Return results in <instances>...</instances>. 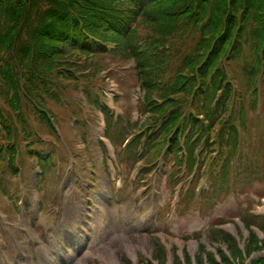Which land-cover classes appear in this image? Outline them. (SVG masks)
I'll use <instances>...</instances> for the list:
<instances>
[{
	"label": "trees",
	"instance_id": "obj_1",
	"mask_svg": "<svg viewBox=\"0 0 264 264\" xmlns=\"http://www.w3.org/2000/svg\"><path fill=\"white\" fill-rule=\"evenodd\" d=\"M81 57L86 58L82 65ZM110 58L135 64L137 78L149 94L153 126L162 123L147 142L152 162L167 149L176 163L173 169L187 162L190 172L199 162L200 177L209 155L211 175L225 159L210 190L201 194L199 203L204 205L236 190L255 189L264 197L259 194L264 192L259 187L264 184V171L257 160L232 177L235 164L247 156L241 149L242 134L246 137L248 132L247 111L258 110L259 86L264 89V0H0L2 175L5 155L10 169L16 170L21 136L30 141L29 148L35 146L32 120L57 138L53 122L60 116L48 107L49 102L61 104L56 92L60 82L77 85L83 78H76V69L92 70L84 79L89 83L108 68ZM233 66L239 67L240 77L231 76ZM173 169L167 174L171 183ZM198 184L196 179L194 186ZM196 198L194 189L185 194L179 214ZM246 202L247 207L242 204L238 211L250 232L244 251L233 235L219 228L226 220L211 228L210 243L230 252L228 257L218 249L222 264H247L264 250V240L252 230L258 226L264 231V219L250 214V195ZM239 235L243 240L241 230ZM158 243L154 260L167 264L168 252ZM172 253L174 264H183L176 248ZM185 258L186 264H192L187 253ZM196 261L220 264L204 246ZM251 264H264V258H254Z\"/></svg>",
	"mask_w": 264,
	"mask_h": 264
},
{
	"label": "rangeland",
	"instance_id": "obj_2",
	"mask_svg": "<svg viewBox=\"0 0 264 264\" xmlns=\"http://www.w3.org/2000/svg\"><path fill=\"white\" fill-rule=\"evenodd\" d=\"M84 58L85 57H81V61ZM128 68L130 69L131 67ZM240 73L239 67L233 66L231 68L232 77H240ZM115 80L121 85L119 90L123 98L118 106L114 103H110L109 105L112 109L118 111L119 114L125 113L129 115L127 117L132 116L130 117L132 121L135 122L139 120L141 89L139 88L134 73L132 71H128V73L124 72L119 78L115 77ZM75 86L76 85H72L71 83L60 82V86L56 92L68 96V94L73 93L72 88ZM70 98L76 100L78 103L82 102L85 104L81 91L78 95H72ZM261 101L262 106L258 114L257 112L255 113L249 110L250 119L248 121V132L243 142L245 143L244 147H246L248 155H259L264 170V92L261 95ZM49 103L50 106L48 108L52 110V112H57L66 119L69 117L68 114L61 111L58 105L52 102ZM74 119L80 120L81 115H76ZM56 124L60 127V134H62L65 142L68 143L69 148L81 150V153H78L79 156H77L76 159L72 158L70 156L71 154L69 155V163L66 167V170L68 169V176L62 189L52 191L50 190L51 187L49 190L44 187L45 194L48 195L52 192L49 196H53L52 198L56 200L55 206H57L58 201L61 203L64 197H66V199L68 198L70 202H68L67 205H61L56 208V211L52 209L50 212L52 218L47 217L46 220L42 218L41 223L44 222L51 230L54 226V216L58 211L64 212L69 206H88L91 203L88 198V187L92 186V175L94 174H96L97 186L96 190L91 192V197L95 207L98 209V211L96 210L94 212V229L90 230V227L86 226L88 234L82 235L81 245H85V247H79L78 251L75 248H71L69 251L66 250L64 254L58 257L56 264H78L82 261H85L86 264H126L127 260L130 262L132 261L133 264H139V258L141 256L150 259L155 252V241L153 239L155 237L159 238L168 249L178 246L180 251L185 249L189 251L191 256H194L198 251V247L191 246L189 242H186L182 246L179 240H183L184 237L187 236L198 240H207L206 238L209 236L211 226L224 218L235 221L234 226L243 228L242 223L237 217L238 206L244 201V197L239 195L240 190L234 191L230 196L222 195V197L216 198L211 204L204 205L194 202L185 215L178 217L174 214H170L163 222H156L154 217L156 213H158L161 201L166 205L170 202L172 197L169 188H165L164 197L161 195V176L165 173L164 170L159 171L158 177L156 175L153 176L151 182L153 189L149 195L147 194L148 189L146 188L138 193H134L131 188H127L124 196L125 200H119V202H116L117 204L114 203L113 193L108 185V165L103 164V159L100 157L101 152L97 146H95L97 144L94 143L91 152H84V145H82L80 141V130L74 127L73 122L65 124L62 121H57ZM35 125L39 128L41 135L46 137L44 136L41 125ZM125 134L126 131L119 129L116 131L115 139L119 140ZM96 137L97 134L95 132L93 141ZM49 142L50 141H48V143ZM50 150H52L51 147L45 152ZM59 153L62 154L61 149H59ZM27 166V186L22 185V187L19 188V198L16 200H21L23 206L29 203L31 220L28 224L22 225L24 227L20 230L16 227H13L12 230H8V228L3 225V222L0 221L2 227L1 231H3L0 234V249H5V247L8 246L15 248L18 246L19 242H27V239L30 238H33L32 241L34 242V239L40 236L39 233L42 224L39 226L33 223L38 212V205H40V197L36 193L39 169L35 162L28 161ZM110 171H112L110 176L114 177L115 173L113 169ZM203 185L205 189L210 187L209 183L207 185L204 183ZM259 187L263 188L264 184ZM80 189L82 190L81 193H77L76 191ZM254 193L255 189H252L251 195L253 194L256 197ZM45 198L46 200H44V202L47 204L46 195H44V199ZM49 199L50 198H48V201ZM118 205H120L119 210L117 207ZM0 208H2V211L6 213L8 217H12V219L15 217V222H18V217L14 214L16 210L13 208L10 197L4 195L3 191H0ZM152 214L154 217H149V215ZM100 217L107 223V227L103 231L98 230V219H100ZM216 248H219V246L217 245ZM79 252L80 255H78ZM252 258H264V250L255 254ZM170 261H172L171 255Z\"/></svg>",
	"mask_w": 264,
	"mask_h": 264
},
{
	"label": "bare ground",
	"instance_id": "obj_3",
	"mask_svg": "<svg viewBox=\"0 0 264 264\" xmlns=\"http://www.w3.org/2000/svg\"><path fill=\"white\" fill-rule=\"evenodd\" d=\"M133 257H134V255H133Z\"/></svg>",
	"mask_w": 264,
	"mask_h": 264
}]
</instances>
